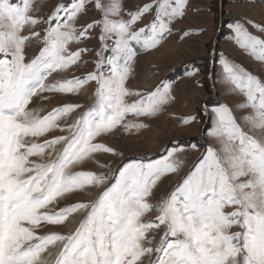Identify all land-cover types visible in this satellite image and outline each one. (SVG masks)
Here are the masks:
<instances>
[{"label": "snow or ice", "instance_id": "6c2138e0", "mask_svg": "<svg viewBox=\"0 0 264 264\" xmlns=\"http://www.w3.org/2000/svg\"><path fill=\"white\" fill-rule=\"evenodd\" d=\"M188 4L148 0L132 10L124 0H67L44 13V0H0V264H264V75L219 53L213 87L239 100L204 111L212 143L171 190L158 193L185 169L179 141L157 158L130 159L102 142L148 129L140 118L174 101L171 80L129 81L138 55L173 35ZM89 8L99 16L82 25ZM227 28L264 63V22L233 18ZM93 38L97 49L80 47ZM90 52L93 70L68 76ZM89 90L88 104H36ZM101 154L121 163H100ZM78 194L88 199L70 202Z\"/></svg>", "mask_w": 264, "mask_h": 264}, {"label": "rangeland", "instance_id": "374dc122", "mask_svg": "<svg viewBox=\"0 0 264 264\" xmlns=\"http://www.w3.org/2000/svg\"><path fill=\"white\" fill-rule=\"evenodd\" d=\"M67 2V0H44L43 12H48L53 6ZM148 0H124L125 7L134 10L137 6ZM99 13L89 8L86 15L80 18V24H86ZM151 16H145L137 27L147 24ZM233 18L252 19L256 22H264V0H189L186 16L174 25L173 35L169 36L157 50L148 53H140L135 65V76L130 79L129 87L144 88L154 86L161 80L167 79L174 82V101L158 117L144 120L150 127L139 134L117 133L105 137L102 142L124 153L125 158L137 156L157 158L165 146L173 141H179L187 150L186 166L179 176L170 175L163 179L160 190L168 191L180 180L189 167L199 158L207 144L212 141L206 136V130L211 127L210 119L204 115V111L218 103L228 102L235 104L239 97L225 95L216 83V76L221 68L218 63L219 53L223 52L230 59L240 63L253 73L264 75V63L255 61L254 58L240 49L232 33L227 28V22ZM249 30L255 35H260L249 26ZM184 31H191L192 35L183 40L180 36ZM96 33H93L95 36ZM80 47L97 49L99 42L93 38L81 44ZM216 50V58H210L212 50ZM29 49V52H32ZM95 53L90 52L84 59L89 63L81 64L67 75H84L92 71V63ZM198 68L199 73L194 76L185 75L186 71ZM215 74V75H214ZM199 81V83H197ZM89 93L78 96H55L48 101H36L51 108L59 103L88 104ZM196 116V122L183 124L182 117ZM131 119V117H129ZM192 143L199 146V151L190 148ZM100 163H110L116 168L121 163V158L111 154H101L97 157ZM86 169L100 170L96 163H88ZM88 199L83 194L75 195L70 202ZM54 231H62L61 228H52Z\"/></svg>", "mask_w": 264, "mask_h": 264}]
</instances>
